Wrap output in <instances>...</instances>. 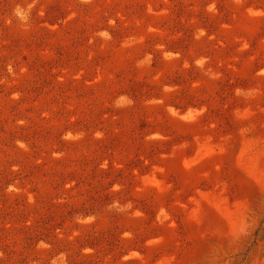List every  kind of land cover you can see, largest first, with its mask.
Instances as JSON below:
<instances>
[{
    "label": "rangeland",
    "instance_id": "obj_1",
    "mask_svg": "<svg viewBox=\"0 0 264 264\" xmlns=\"http://www.w3.org/2000/svg\"><path fill=\"white\" fill-rule=\"evenodd\" d=\"M0 264H264V0H0Z\"/></svg>",
    "mask_w": 264,
    "mask_h": 264
},
{
    "label": "clouds",
    "instance_id": "obj_2",
    "mask_svg": "<svg viewBox=\"0 0 264 264\" xmlns=\"http://www.w3.org/2000/svg\"><path fill=\"white\" fill-rule=\"evenodd\" d=\"M16 14H17L18 16H20V15H21V13H20V10H19V9H16ZM21 18H23V17H21Z\"/></svg>",
    "mask_w": 264,
    "mask_h": 264
}]
</instances>
